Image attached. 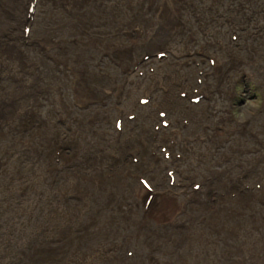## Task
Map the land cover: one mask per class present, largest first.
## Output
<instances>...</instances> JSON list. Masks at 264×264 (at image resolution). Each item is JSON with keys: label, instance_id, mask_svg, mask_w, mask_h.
I'll list each match as a JSON object with an SVG mask.
<instances>
[{"label": "rangeland", "instance_id": "1", "mask_svg": "<svg viewBox=\"0 0 264 264\" xmlns=\"http://www.w3.org/2000/svg\"><path fill=\"white\" fill-rule=\"evenodd\" d=\"M166 1L153 0L151 3H145L143 0H112L103 3L105 8H109L113 7L114 2L113 8L116 9L111 12L112 14L108 13H110V18L116 19L115 26L111 27L107 20L100 19L91 29L92 31L90 30L88 37L99 38L105 42L115 35L123 42L119 52L113 56H110L109 53L101 54L102 48L104 49L106 46L104 44L103 46L98 43L99 45L92 46V49L89 50L90 57L93 58L95 55L99 57L95 58L93 62L91 61V70L88 71L90 72V79H93L91 90L95 95L90 107L80 109L70 106L72 111L70 115L72 113L73 115L72 118H66L67 116L61 111L57 101L53 100L51 96L45 95L41 99L43 103L38 120L40 122L39 126L43 125L46 128H39L36 118H26L29 122L35 120L37 125L34 122L29 123L34 127L32 128L34 133L38 131L37 133L41 136H49L52 146L50 151L52 158L45 154L41 159H37L35 155L38 154L26 147V143L30 141L31 137L29 128L23 129L19 123L12 130L14 133L13 140L11 138L8 141L4 138V135H0V264H51L49 258L57 260L59 259L57 257L60 256V259L64 260L61 264H68L67 261H72L71 264H89L85 257L88 253L91 254L92 247L95 246L94 243L97 244L96 240L101 242L99 247L104 246L106 249L104 257L119 256L117 248L127 243L129 248L123 253V259L134 258V261L136 260L138 264H148V261L142 256L144 249L136 244V239L131 238V242L127 241L128 230L126 225L127 222H134L138 217H144L145 199L132 198L131 190L128 188H124L122 191L111 188L114 184L109 180L115 178L121 182L125 181L124 183L132 187L139 184L147 188L152 186L154 190H158L155 183L161 180V173H163L164 181L160 182V185L172 187L173 193L177 197L182 191L179 184L182 183V179L177 174H174L176 177H173L172 174L165 176V170L178 168L181 162H183L182 167H185L184 169L190 168L188 172L192 175L194 183L203 182L208 168L215 170L220 175V178L210 181L214 185L210 190L211 200L216 204L208 202V208L215 209V206H217L215 212H218V209L230 208V212L233 214L228 216L229 219H232L230 224L239 223L243 229L239 230V235L234 238H226L223 233L214 236L219 248L218 256L220 259L228 248L237 251L236 247L253 246L254 242L251 241L263 238L264 0H184L185 2L179 0L181 6L184 5L183 7L189 8L187 13L180 14L179 18V24L185 28L171 37V39L174 37L175 41L166 44V48L161 50L160 55L156 53L149 55L147 47L150 48L154 45H144L142 29L139 35L135 34L138 30H135V33L132 34V40L134 39L132 45L126 43L127 40L124 39V36L118 35L122 32L119 27L123 23L138 17L141 11L152 10L151 15L150 13H144L143 18H147L148 21L152 22L149 27L145 26L144 29L147 31L144 34L147 36L152 34V37H156L155 32L151 29L159 27L155 23L158 20L156 16H161L158 8ZM52 4H56V1L37 0V3L34 4V8L37 9L35 8L31 12L34 25L36 23L38 27L43 25L48 15L57 12L58 8H55V5ZM137 14L138 16H136ZM186 17L188 18L187 22L184 21ZM140 26L144 25L141 24ZM14 31L16 30L11 31V33ZM76 38V43L72 44V47H75L74 51L80 49L78 46L79 38H77L78 40ZM24 43L25 45L20 46L22 50L19 49L23 53L25 52V55H30L28 57L34 61L37 51L27 46L28 39H25ZM187 50L190 52L186 53ZM207 52L217 57V66H215V62L211 60L210 56L205 57ZM177 56L179 59H177ZM135 57L143 63H148L147 66H144L141 71L125 76L122 73V66L129 65L130 67L132 64L130 62L135 60ZM5 67L8 68V66ZM21 69V67L12 68L11 72L18 71L16 74L4 73L7 74V79L9 76L12 81H16L20 80L23 75ZM166 73H169L170 76L165 77ZM1 74H3V71ZM2 79H5L3 75ZM146 83L153 85L156 92L153 96L151 94L147 96L148 98L138 102L137 105L141 108L137 109L138 111L133 110L132 113L133 104L140 97H143L146 92L139 91V86L146 87ZM182 83H185L186 86L181 87ZM119 85H122V90L119 91L118 95L113 94L111 90L117 88V86L120 87ZM182 90L187 91L188 94L200 92L204 95L202 94L201 97L199 96L194 100L186 99L184 94L186 92L181 93ZM63 91L67 101L73 103L68 86L63 88ZM147 91H150V89ZM162 93L174 96V100L176 99L178 103H181L180 107L183 110L190 111L192 108L196 110V116H191L197 121L196 129H194L193 123L188 121L190 116L186 118L184 114L178 116L175 113L172 118L169 115L167 116L169 113L167 111L168 106L158 115L159 121H154L155 118L151 114L154 113L157 116L158 111H160V109H156V105L160 107L164 104L163 101L168 102L167 105L170 104V100ZM180 98L183 102L180 101ZM119 111L124 114V119L121 118L120 124L118 123L116 127V120L120 117V115L117 116ZM130 112L132 114H129ZM174 116L180 119L179 123L175 121ZM95 118L96 122L91 123ZM49 122L55 126L47 127L46 124ZM201 125L203 126L201 127ZM78 126L82 128V131L85 130L83 134L92 144L96 143L97 135L103 131L104 135L101 143L104 144V148H101V146L99 149L93 147L88 155H80V148L82 149L83 146H80L79 142H75L76 137L74 136L75 133H78ZM8 130V128L4 129L3 133L5 134ZM61 135L66 136L68 145L65 142L55 141ZM52 143L58 144V147L53 146ZM103 149L106 151H103ZM137 149L139 156L135 158V150ZM105 157H108V159H105ZM47 159L52 160L49 162ZM49 168H52V172ZM240 174H245V177L236 183L234 180ZM258 178H261V180H258ZM176 179L179 181L177 182ZM224 179H228L227 185L231 184L232 181L235 182V185L232 184V191L222 186L225 183ZM193 182H189L190 184L186 182L182 187L191 185ZM175 183L176 186H174ZM117 186H119L118 183ZM73 187L75 188L72 189ZM98 188H104L106 192L100 193ZM108 191H112L114 197H109L107 195ZM248 191H252V195L247 194ZM203 192L205 193V188H201V186L188 189L187 194L184 196L185 201H182L185 212L190 214L194 205L195 208L201 207L202 204H198L191 199V194L198 195L202 200L205 198ZM102 194L107 196L104 195V200H99ZM248 198L253 202L250 205L248 204L249 207H245L243 200ZM96 199L97 201H95ZM156 200L157 198L153 199V201ZM153 201L148 205L154 204ZM128 214H134V216L130 217L125 223L124 218ZM249 214L251 217H256L252 225H250L251 222L248 218ZM202 219L205 221L206 217L203 216ZM186 223L189 222L185 219L184 225ZM103 224L107 226V231L103 228ZM59 228L62 229L61 233L57 232ZM153 229L154 225H150L149 230ZM103 233L105 236L101 238ZM57 234L58 236H56ZM244 236L246 237L244 238ZM160 248L161 243H158V248L152 251L150 256L152 260L156 258L160 262H166L167 256L159 251ZM78 249L79 251L75 253L73 260L68 258L70 253ZM196 252L197 249L192 251L193 254H196ZM137 253H139L138 257L136 256ZM241 254L245 257L248 255L246 250H243ZM204 255L206 254L204 253ZM262 255L264 256L263 253ZM195 260H202V258L198 256V259H194V263L187 260L189 262H186V264H199ZM92 263L97 264L96 261ZM52 264H59V262ZM103 264L111 263L104 261Z\"/></svg>", "mask_w": 264, "mask_h": 264}, {"label": "bare ground", "instance_id": "2", "mask_svg": "<svg viewBox=\"0 0 264 264\" xmlns=\"http://www.w3.org/2000/svg\"><path fill=\"white\" fill-rule=\"evenodd\" d=\"M55 1H56V4H52V5H55V8H58V10L56 9L57 12L54 13V14L52 13V15H48L47 18H46V22L43 23V25H40L38 27L37 23L35 25L33 24V22H32L33 14L31 13L32 10L36 8V7L34 8V4L37 3V0H0V135H2V136L4 135V138H6V140L10 141L11 138L13 137V134H14L12 132V130L15 128L17 123H19L23 129L29 128V131H30L29 133H30L31 137H30V141L26 143V147L32 149L36 154H38V155H35L37 157V159H41L45 154H46V156H49V157L52 158L51 152H50L52 146H51V142L49 140V136L43 135L44 136L43 137L39 133H37L38 131L36 133H34L32 131V128H34V127L32 125H29V123H33L34 122L35 125L38 124L37 126L39 128H44V129L46 128L43 125L39 126L40 122H39L38 118H39V115H40L39 113L41 111V106H42V103H43L41 99L44 98L45 95L51 96L53 98V100L55 99L57 101L58 105L60 106L61 111H63L65 113V115L67 116L66 118H72L71 116L73 115V113H72V115H70L71 112H72L70 110V106L76 107V108H80V109L89 108L95 95L92 92L93 90H91L92 80L93 79L92 80L90 79L91 76H89L90 72H88V71L91 70L90 69V64L95 60V58H99V57H97V55H95L93 58L90 57L91 55L89 56V54H88L89 50L92 49V46H95L98 43L101 44V45L104 44L106 46L104 47V49L102 48L103 51L101 52V54L105 55L106 53H109L110 56H113V55H115V54H117L119 52L120 46H121V44L123 42V41L120 40L119 37H117L115 35L112 36L110 40L108 39L105 42L101 41L99 38L93 39V38L88 37V35L92 31L91 29L94 28V26L97 24V22L100 21V19H104L105 21L107 20L108 21L107 23H109L111 25V27L115 26L116 19H114L112 17L111 18L109 17L110 13L113 12L116 9V8H113L114 7V2L112 4L113 7H109V8H105V6L103 4L104 2L108 3V2H110L112 0H55ZM143 1L145 3H151V1H153V0H143ZM183 2H185V1L183 0ZM180 4H179V0H167L166 3H163L161 6L159 4L160 7L158 9H160L161 16H156L158 18V20L155 22V23L158 24L159 27L154 28L153 26H151L152 28H154V29H151V30H153L155 32V36L156 37H152V34L148 35V36L144 34V32L147 31V30L144 29L145 26L149 27L152 24V22L148 21L147 18L146 19L143 18L145 16L144 13H150V15H151V13L153 12L152 10L141 11V12H139V16H138V14L136 15L138 17H135V18L132 17L133 19H131V20L129 19L130 21L127 20L128 22L123 23L119 27V29H121L122 32L120 34H118V35L124 36L125 37L124 39L127 40L126 43H128V45H132L133 42H134V39L132 40V34L135 33V30H138V32L135 33V34L139 35L140 30L142 29L141 31H143V35L142 36H143L144 45H150V44L154 45V46H152L150 48L147 47V49L149 51V55L155 54V53L159 54L161 52V50L166 48V44L175 41L173 39L174 37L172 39H171V37L174 34H177L176 32H179L180 30H183L185 28L184 26H181L179 24V18H180V14L187 13V10L189 8H185V7H183L184 5L181 6ZM107 6H108V4H107ZM46 7H48V6H46ZM154 10H156V9H154ZM108 12H110V13H108ZM184 21L187 22L188 18L186 17ZM200 23H202V22H200ZM141 24H143L144 26H140ZM99 25H98V27H99ZM98 27H96V28H98ZM13 30H16V31L11 33V31H13ZM52 30H54V31H52ZM10 33H11V36H10ZM69 37L71 38L70 40L68 39ZM75 37L79 38V40L77 38L76 39L78 40V46L80 47V49H77L76 51L73 50L75 47H72V44L76 43ZM55 38H56V40H54ZM25 39L29 40V43H28L27 46L30 47L31 49H34V50L37 51L36 52L37 55H35L36 58H35L34 61L31 60L30 57H28L30 55L27 56V54L26 55L24 54L25 52L23 53L21 51L22 49L20 48V46L25 45V43H24ZM52 40H53V42H52ZM177 40H178V38H177ZM136 41H138V40H136ZM178 42H180V40H178ZM185 42H183V43H185ZM171 45H172V43H171ZM202 50H204V49H202ZM185 52L187 53V52H190V51L187 50ZM197 53H198V51H197ZM147 55H148V53H147ZM206 56H208V57L210 56L211 60L212 61L214 60L215 66H217L216 63L218 62L217 61L218 59H217L216 56L210 55V54H208V52L205 54V57ZM226 56H228V55H226ZM177 59H179L178 56H177ZM136 61H138L137 64H136ZM130 63H132L130 67H129V65H127V66L123 65L122 66V73L125 76H128L129 74H131L133 72H136V71H141V69L144 66H147V64H148L146 62H144L145 63L144 64L142 61H139L138 58H136V57H135V60H132ZM169 64H171V63H169ZM172 64H173V62H172ZM5 66H8V68L5 67ZM19 67H21L22 68L21 70H23V75L21 76V79L20 80H16V81H14V80L12 81L11 80L12 78H10L9 76H8V79H7V74L6 73L10 72L12 74H16V72H18V71L13 73V72H11V69L12 68H16L17 69ZM2 71H3V74H1ZM4 72H6V73H4ZM122 73H120V74H122ZM2 75H3V78H5V79H2ZM169 76H170V74L166 73L165 77H169ZM4 81L7 84H5V83L3 84ZM67 86L70 89V94L72 96V100L71 101L72 102L74 101L73 103L68 102L67 99H66V96H64L63 88H66ZM105 86H107V85H105ZM155 86L157 87V85H155ZM183 86L185 87L186 84L182 83L181 87H183ZM194 87H195V85H194ZM122 88H123L122 85L120 87L117 86V88H114L111 91H112L113 94L115 93V95H118L119 91L122 90ZM95 89H97V88H95ZM148 89H150V91H147ZM155 89L156 88L153 85H151V84H147L146 87H142L140 85L139 86V91H142V93H143V91H146V92L143 94V97H140V99L135 101V104H133V108L131 109V112L133 113V110H135V109L139 110L141 107H139L137 105L138 102H141L142 99L148 98L147 96H149L151 94H152L151 96H153L154 93L156 92ZM192 89H193V87H192ZM190 91H189V93H190ZM166 92H167V90H166ZM184 92H186L187 94L184 93ZM181 93L185 94V98L186 99H191V100H194L195 98H199V96L201 97L202 94L204 95V93L201 94L200 92H197V93L192 92V93L188 94V92L185 91V90L184 91L182 90ZM103 96H104V94H103ZM163 96H167V98L170 100V104L167 105L168 102L163 101L165 106H164V104L160 105V107H158V105H156V109L157 110L160 109V111H158L157 116H155L156 114L154 115V113L151 114L155 118L154 121H156V120H157V122L159 121L160 118L158 117V115H160V113L163 112L164 108L166 106H168L167 107V111L169 113L167 114V116L169 115L172 118L174 113L177 114L178 116H181V114H184L186 116V118L190 116L188 121L192 122L193 126H194V129H196L195 125H197V121L193 119L196 116V113H197L196 110H194V108H192L190 111L183 110L180 107L181 103H178V100H176V99L174 100V96H170V95H166V94H163ZM163 96H162V99L164 98ZM177 99H178V97H177ZM165 100H166V98H165ZM180 101L183 102L182 99ZM191 104H192V102H191ZM162 106H163V108H162ZM87 110H89V109H87ZM122 111H121V113H120V111L117 113L118 114L117 116L120 115V117H118V119L116 120V123H115L116 127H117V124L119 123V121L121 120V118H123V116H124ZM131 112L129 114H132ZM129 114H127V115H129ZM191 116H194V117L191 118ZM29 117L30 118H36L37 124H36L35 120H33L31 122L27 121L26 118H29ZM56 118H59V117H56ZM174 118H175V121L177 123L180 122V119L176 118L175 116H174ZM61 119H63V118H61ZM95 122H96V118H95L94 121L92 120L91 123L94 124ZM77 124H79V123H77ZM53 125L54 124L50 123V122L46 124L47 127L48 126H53ZM178 126H176V127H178ZM202 126L203 125H201V127ZM74 127H76V126H74ZM6 128H8L9 130L4 134L3 130L6 129ZM179 128H181V127H179ZM84 131H82V128L79 127L78 128V133L74 134V136L76 137L75 142H79L80 146L81 145L83 146L82 149L80 148V153H79L80 155L81 154L88 155V153H90V149L93 148V147L99 149L100 146H101V148H104V144L101 143L102 142L101 141L102 136L104 135L103 131L99 135H97V140H96L95 144H92L90 141L87 140V138L83 134ZM40 132H42V131H40ZM19 133H21V132H19ZM207 134H208V132H207ZM190 135L192 136V134H190ZM157 137H159V136H157ZM12 140H13V138H12ZM66 140H67V138H66L65 135H61L60 138L57 137L55 139L56 142H58V141L65 142L68 145L69 143H67ZM20 141H22V140H20ZM44 142H45V144H44ZM52 144H53V146H57L58 145L56 143H52ZM174 150H175V148H174ZM103 151H106V150L103 149ZM77 152H78V150H77ZM135 154H136L135 158L137 156H139L138 155L139 154L138 149L135 150ZM105 159H108V157H105ZM154 159H156V158H154ZM51 160L52 159H50V161ZM48 161H47V163H48ZM163 161H165V160H163ZM17 165H19V164H17ZM182 165H183V162H181V165L178 167L179 169L177 167H175V168L167 169V171L165 170V172H166L165 176H169L170 174H172L173 177H176L174 174H177V176H179L182 179V181H181L182 183H179L182 191H181V194L178 195L177 197L173 193V188L172 187H163V186L160 185V182L164 181V175L161 172H160L162 174L161 180L159 182L155 183V185L157 186L158 190H154V187H152V186L150 188H147L146 186L139 185V184H137L136 187H132V186L124 183L125 181L121 182L119 180H116L115 178L112 179V180H109L110 182H112L114 184L113 187H111V188H114L115 190H118V191H122V190H124V188H128V189L131 190L130 194H131L132 198H134V199L138 198L139 200L145 199V201H144L145 202L144 203L145 204V208L143 207V209H146V210H145V215L143 214L144 217L143 216L140 217V218L138 217L134 222H127L130 217L134 216V214H128L124 218L125 223L127 222L126 223L127 230H128L127 241L131 242V238H135L136 239V244L139 247H142L144 249V253L142 252L143 253L142 256L145 258V260L148 261V264H186L187 260H189V261L194 263V259H198V256L200 258H202V260H195L199 264H264V259H262V258H264V256L262 255V253L264 254V236H263V238H260V239H257V240H254L256 238L255 237L253 239L254 241H251L252 243L254 242L253 246L236 247L237 251H233V249H229L228 248L227 250L224 251V254H223L222 258L221 259L219 258V256H218L219 248L217 246L216 240L214 239V236L215 235L218 236L220 233H223L225 235L224 237H226V238L227 237L234 238L237 235H239L238 231L241 230L242 227H241V225L239 223H233L232 225L230 224L232 222V219H229L228 216H232L233 215L232 212H230V210H231L230 208L229 209H222V210L218 209V212H215L216 211L215 209H217L216 208L217 206H215V209L211 208V207L208 208V205H209L208 202L212 203V204L213 203L216 204V202L211 200L210 190L212 189V187L214 185L210 181L213 180V179H216V178H220V175L215 170H213L211 168H208L207 175L203 174L204 175L203 182L202 183H194L195 181L193 180L192 175H190L189 172H188V171H190V168L184 169L185 167L183 168ZM201 165H203V164H201ZM49 169L52 172V168H49ZM162 170H164V169H162ZM237 170L239 171V169H237ZM145 173H147V172H145ZM31 175H32V173H31ZM244 177H245V174H240V175H238V178L236 180H234V181L236 183H238ZM140 178H141V176H140ZM102 180H100V181L103 182ZM258 180H261V178L260 179L258 178ZM96 181H97V179H96ZM176 181L178 182L179 180L176 179ZM227 181H228V179L225 180V183L222 186L225 187V188L227 187L230 191H232V189H233L232 184L235 185V182L232 181L231 184L227 185ZM186 182H188V183L189 182H193V183L191 185L182 187V186H184L186 184ZM97 183H98V181H97ZM117 183L119 184V186H117ZM66 184H68V183H66ZM174 186H176V183L174 184ZM194 186L196 188H198L199 186H201V188H203V187L205 188V193L203 192L205 198H203L204 200L203 199L201 200V198L198 195L191 194V196H192L191 199L194 202H196L198 204H202V205H201L200 208H195V205L192 204V205H194V208L190 212V214H188L189 212L188 213L185 212V208L183 207V202L185 201V197L184 196L187 194L188 189L190 190ZM91 187H93V186H91ZM241 187H242V185H241ZM74 188L75 187H73L72 189H74ZM104 188L103 189L102 188H98L100 193H105L106 192V190H104ZM69 189H67V190H69ZM194 192H197V191H194ZM225 193H227V192H225ZM251 193H253V192L252 191H248L247 192V194H249V195H252ZM90 194H92V193H90ZM104 195H105V197L107 195L109 197H111V196L114 197V195H113V193L111 191V192L107 193V195L106 194H102L101 197H100L101 199H99V200H102L104 198ZM77 196H78V193H77ZM248 197H250V196H248ZM64 198H66V196H64ZM155 198H157V200L153 201V199H155ZM111 200H112V198H111ZM187 200H188V198H187ZM95 201H97V199ZM152 201H153L154 204H151V206H149L148 203H152ZM252 202L253 201L249 200V198L246 199V200H243V203H244L245 207H249L248 204L250 205ZM218 206H220V205H218ZM223 213H224V215H223ZM187 216H188V218H187ZM203 216L206 217L205 221L202 219ZM248 218H249V221L251 222L250 225H252V223L255 222L256 217L255 216L251 217V215H250V216H248ZM185 219L189 223H186L184 225ZM60 220H61V218H60ZM66 221H67V218H66ZM150 225H154V229L153 230H149V226ZM255 226H252V227H255ZM103 228H105V230L107 231V226L105 224H103ZM132 228H134V230H132ZM123 229H124V227H123ZM196 230H197V232H196ZM251 230H252V228H251ZM61 231H62L61 228H59L57 230V232H60V233H61ZM56 236H58V234ZM103 236H105L104 233L101 236V238ZM245 237L246 236H244V238ZM111 238H113V237H111ZM156 241H157V243H156ZM95 242H97V244L94 243L95 246L92 247L93 250L91 251V254L88 253V255L85 257V259L88 260V261L86 260L87 263L93 264L92 262L96 261L97 264L98 263L99 264H103L104 261H108L111 264H138L136 260L134 261V258L133 259L132 258H124L123 259V257H124L123 253L125 252V250H128V248H129L127 243L122 244V245H120L117 248L118 249L117 252L119 253V256L113 255L112 257H109V256L108 257L107 256L104 257V252L106 251V249L104 248V246L99 247V244H101L100 241L96 240ZM220 242H221V240H220ZM231 242H229V243H231ZM158 243H161V248H160L159 251L163 252L167 256V258L165 259L166 262H163V261L160 262V260L158 261L156 258L152 260V258L150 256L151 252L158 248ZM222 243H224V242H222ZM237 244H238V242H237ZM194 249H197L196 254L192 253V251H194ZM243 250L247 251V254H248L247 257H245L244 255L241 254V252ZM77 251H79V249L76 250V251H73V253H70L68 258L73 260V258L75 257V253ZM204 253L206 255H204ZM159 255H161V254H159ZM195 255H198V256H195ZM136 256L138 257L139 253H137ZM140 256H141V254H140ZM60 257H57V258H59L57 260L53 259V258H49V261H51L52 263L59 262V264H61L64 260L60 259ZM145 260H143V261H145ZM67 262H68V264L72 263V261H67Z\"/></svg>", "mask_w": 264, "mask_h": 264}]
</instances>
